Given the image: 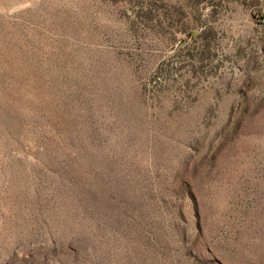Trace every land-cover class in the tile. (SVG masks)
<instances>
[{
    "label": "rangeland",
    "instance_id": "rangeland-1",
    "mask_svg": "<svg viewBox=\"0 0 264 264\" xmlns=\"http://www.w3.org/2000/svg\"><path fill=\"white\" fill-rule=\"evenodd\" d=\"M0 264H264V0H0Z\"/></svg>",
    "mask_w": 264,
    "mask_h": 264
}]
</instances>
